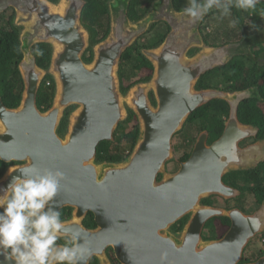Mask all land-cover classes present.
I'll list each match as a JSON object with an SVG mask.
<instances>
[{"label":"water","instance_id":"water-1","mask_svg":"<svg viewBox=\"0 0 264 264\" xmlns=\"http://www.w3.org/2000/svg\"><path fill=\"white\" fill-rule=\"evenodd\" d=\"M85 5V0H0V18L11 9L14 25L20 28L23 58L18 69L24 84L18 107L8 108L0 93V161L21 163L0 178V189L19 175L10 172L13 168L61 171L65 179L54 203L60 212L74 209L65 220L66 230L89 243L92 255L86 264L93 256L101 264H111L107 247L114 249L120 264H240L250 242L264 233V203L244 214L204 207L201 200L237 195L222 179L229 172L248 171L264 162V141L244 149L239 146L246 129L237 127L238 108L250 98V91L230 94L196 86L202 76L235 57L251 58L259 38L244 30L246 38L239 43L209 47L201 26L211 12L191 24L175 11L171 0H156L151 12L134 22L128 17L129 0H112L110 32L92 47V61L86 62L91 44L82 23ZM160 21L171 32L159 47L143 51L153 65V76L123 93V55ZM38 44L52 48L47 70L37 65L32 53ZM195 49L198 52L189 55ZM47 75L53 77L56 91L52 105L43 110L37 98ZM214 100L231 105V120L223 135L209 147L206 134L200 137L190 158L177 172H168L174 136L196 110ZM70 107L67 130L60 134ZM129 111L139 124L133 151L122 162H97L99 146L115 140ZM88 212L97 224L93 231L83 225ZM188 215L183 232L172 233V227ZM215 217L228 218L230 227L222 238L205 241L204 227ZM246 264H264V256Z\"/></svg>","mask_w":264,"mask_h":264},{"label":"trees","instance_id":"trees-1","mask_svg":"<svg viewBox=\"0 0 264 264\" xmlns=\"http://www.w3.org/2000/svg\"><path fill=\"white\" fill-rule=\"evenodd\" d=\"M50 1L57 2L58 0ZM85 1L86 5L82 12V23L89 31L91 48L85 55L84 60L86 62H91L93 58L92 47L105 40L110 32V16L108 8L110 0ZM148 3L149 0H129V19L134 22L140 21L141 18L148 12ZM171 3L172 7H175V11L182 12L181 10L188 4V0H171ZM212 12L213 13H210V17H208V23L206 22L205 26L211 31L208 32L207 29L203 28V32L205 34V44L209 47H219L231 44L238 36H242L243 31L247 29L262 30L264 32V0H260V3L257 4L256 10L251 13L232 9L231 16L221 18L219 13L215 10ZM14 18V12L8 15L3 14L0 18V24L11 28V35L9 37L0 33V93L4 104L8 108H15L19 106L24 89V84L18 69V65L23 58L19 41L20 28L14 25ZM232 19L239 21L237 27L235 28L229 27V23ZM160 22H162L161 24L163 25L161 26L162 32L156 33L154 37L147 39L145 43H141L140 39H138L134 45L126 50L121 61V82L122 80L130 81L135 78L141 70L152 71L154 69L151 62L141 53V51L143 49H155L159 47L167 38L166 35L170 26L164 21ZM153 28L154 26L152 25L150 30H153ZM254 48L257 50L256 59H250L247 56L235 57L234 60L226 66L219 67L201 77L197 83V89L218 88L220 83L223 84V88L227 91H241L250 87H258L261 92V99L264 102V39L258 41ZM32 53L35 56L36 63L39 67L45 70L50 67L52 48L49 44L35 45L32 49ZM194 53L195 52L191 51L189 55L192 56ZM258 58H261L263 63L258 60ZM145 79L146 81H149V75L146 76ZM127 90L128 88L123 87L122 82V92L126 93ZM55 91V81L52 76L47 75L38 93L37 100L40 108L46 110L52 105ZM244 101H247V103L245 104L243 102L244 104H242L244 106H240V114L244 115L248 107L249 110L258 111L255 109L254 105V103L257 102L256 99H250L249 101L247 99ZM209 106L206 105V107L203 106L202 108H199L191 115L190 119L192 117H204L205 114L212 115L211 111H220V115L218 114V117L228 115L229 113V106L224 100L214 101V103ZM72 111L73 107L66 110L65 116L59 128L60 134H64L66 132L68 127V118ZM211 115L208 116L211 117ZM135 119L136 115L132 111H129L128 119L119 126V129L115 133V140L112 142L105 141L99 146L97 162L118 163L124 161L129 156V153L133 151L137 143L138 137L136 133L135 136L130 141H126V144L124 145L123 142L126 140L125 128L130 121ZM213 120L215 122L211 123L209 128L214 132V138H216L218 133L215 129L220 126L218 122L219 120H217V113H215V117L213 116ZM255 123L261 126V119H255ZM262 136L264 137V134ZM127 152L129 153L127 154ZM246 172H250V170ZM244 179H247L245 180V187L242 186L240 188L241 184L239 186V183ZM234 182L243 191L245 197L253 196V199L256 201L255 204H257L256 206H260L264 200V180L259 178V171H256L251 175L249 173H239L236 175ZM66 210L67 209H64L60 212L62 219L66 217ZM222 220L226 225H230L228 218H223ZM186 222L187 217H184L172 227L173 231H180ZM260 238L264 240V233L260 236ZM247 252L245 251L244 260L240 264L253 262L264 256V249L258 252L257 255H248Z\"/></svg>","mask_w":264,"mask_h":264},{"label":"clouds","instance_id":"clouds-1","mask_svg":"<svg viewBox=\"0 0 264 264\" xmlns=\"http://www.w3.org/2000/svg\"><path fill=\"white\" fill-rule=\"evenodd\" d=\"M258 3L260 0H188L182 15L196 24L213 10L223 18L231 16L232 9L254 12ZM238 23L232 19L229 27ZM10 172L19 175L0 189V264H86L92 255L89 243L78 233H67L66 221L54 203L64 174L35 166Z\"/></svg>","mask_w":264,"mask_h":264},{"label":"flooded vegetation","instance_id":"flooded-vegetation-1","mask_svg":"<svg viewBox=\"0 0 264 264\" xmlns=\"http://www.w3.org/2000/svg\"><path fill=\"white\" fill-rule=\"evenodd\" d=\"M111 1L112 0L109 1L108 5L110 4ZM155 1L156 0H153V1L149 0L148 12L146 13V15L144 17H146L151 12L152 5ZM186 6H184V7H186ZM108 8H109V16H110V7H108ZM9 12H12V11H8L5 14H10ZM211 13H213V12H211ZM210 15L211 14H209L208 17H210ZM144 17H142L141 19H143ZM208 17L205 19V21L203 22L202 27H201V33H202L204 42H205V37H204L205 34L203 32V28L207 29L208 32L211 31L209 28L205 27L206 26L205 23L206 22L208 23V20H207ZM161 23L162 22H158V23L153 24V26H154L153 30H150V28H151L150 27L149 30L146 32V34L140 38L141 43L142 42L145 43V41L147 39H149V38L151 39L152 37H154L156 35V33L162 32L161 26H163V25ZM248 31L254 33L257 36V38H259L258 41H261L264 39V32L262 30L254 29V30H248ZM170 32H171V27H170L169 31L167 32L166 36H168ZM245 38H246V35H245V32L243 31V35L238 36L237 39L233 43H239V42L243 41ZM254 46L251 50L252 56L250 59H256L257 58V50H256V48H254ZM143 50H145V49H143ZM143 50L141 51L142 54H143ZM191 51H193L195 53L198 52V50H196V49L191 50ZM258 60H260L262 62L261 58H258ZM145 71H149V72L153 73V70L152 71L141 70L139 72V74H143V72H145ZM149 77L151 79L152 75H149ZM145 78H146V76L142 77L140 82H145L146 81ZM122 82H123V87H125V88L131 87L130 85L129 86L124 85L125 80H122ZM196 89H197V87H196ZM208 89L219 90V91H223V92L230 93V94L237 93V92H243V91H247V90L250 91V97L251 98H249L248 101L250 99L251 100L256 99L257 102L254 103V105H255V109L258 111L249 110V107H248V109L245 111L244 115H242L239 113V108L241 105L244 106L243 104L244 103L246 104L247 101H243L244 103L241 102L239 104L237 119H238V123L240 125H237V127L239 126L241 128L246 129V131H245L246 136L240 141L239 146H240V148L244 149V148L254 146L259 142L264 141V137L262 136L264 134V102L261 99V92H260L258 87H250V88H247V89L241 90V91H231V90L227 91L223 88V84L220 83L218 88H208ZM197 90H207V89H197ZM256 90L260 92V94L257 96H255V94L253 93ZM150 96H151V101H152L153 105L155 106L156 102L154 100V97L152 94ZM214 101H217V100H214ZM214 101L210 102V104H207V106L212 105L214 103ZM226 103L229 106L228 115H223L221 117H218V114L220 113V111H217V112L211 111L212 115L211 114H205L204 117L202 116L200 118H193L192 117L190 119L191 116L188 118L187 122L184 125V128L179 133H177L172 140V148H173V152H174V157H173L172 164H169L167 166L168 172H170V173L177 172L180 168V165L182 163L186 162L190 158V156L193 152V149H194V147H195V145H196V143L200 137H202V136L205 137V134H206L205 144L208 147L211 146L214 142H216L219 138H221V136L223 135V133L226 129V126L229 124V122L231 120V105L228 102H226ZM248 103L251 104L250 102H248ZM205 107H206V105H205ZM215 113H217V120H219L218 122L220 124V126L217 129H215V131L218 133L216 138H214V132L212 130H210V128H209L211 126L210 124L215 122L213 120V116L215 117ZM208 115L209 116L211 115V117H209ZM255 119H261V126H259L258 124L255 123ZM132 122L135 123V126L132 128V130L134 129L133 130L134 134L132 137H128L126 134L127 138H129V139L126 138L125 141H130L135 136L136 133H137V137L139 135V124H138L137 117L135 120L130 121L128 124H131ZM185 130L189 131L188 137L183 136V134L185 133ZM131 152L130 153L127 152V154L129 153V155H130ZM19 165H21V163H13V162L12 163H3L0 161V178L6 173V171L9 168L19 166ZM263 168H264V162H261L255 168H252L250 170L251 173L246 172V171H232V172L227 173L222 179L223 183L225 185H227L228 187H231L232 189H234L237 192L236 193L237 195H235L234 197H229V198H224V197L219 196V195H211L207 198L202 199L201 205L204 207L218 208V209H223V210H227V211L240 210L244 214L253 213L257 209H255V208L249 206V204H247V202H248L247 196L245 197V195L243 194V191L240 189L242 186L245 187V180H247V179L240 181V183H239V186L241 184L240 188L234 182V179H235L236 175H238L239 173H249L251 175L252 173H255L256 171H259V178L261 180H264ZM158 180L160 181L161 177H159ZM251 198L253 199V196H251ZM254 201H255V199H254ZM255 203H256V201H255ZM263 203H264V200L260 204V206ZM66 209H67L66 210L67 214L63 220H69L71 218L73 212H74V209H72V208H66ZM186 217H187V222H188L190 215H188ZM223 218H225V217H215V218H213L207 222V224L204 227L203 233H202L203 240H205V241L218 240L225 235V233L228 231L230 225H226L222 220ZM186 223H185V225H186ZM229 224H231L230 220H229ZM83 225L86 229L91 230V231L97 229V224L95 222V218H94V215L92 212L87 213V216H86L85 220L83 221ZM185 225L183 226V228L180 231L174 232L173 229H171V232L176 234V235H180L183 232ZM62 240L63 239H61V242H62ZM105 255L111 264H120V262L116 256V253L112 247L106 248ZM89 264H101L99 257L93 256L90 259Z\"/></svg>","mask_w":264,"mask_h":264},{"label":"rangeland","instance_id":"rangeland-1","mask_svg":"<svg viewBox=\"0 0 264 264\" xmlns=\"http://www.w3.org/2000/svg\"><path fill=\"white\" fill-rule=\"evenodd\" d=\"M8 11H12L13 12V10H8ZM7 11V12H8ZM6 12V13H7ZM12 12H9L10 14L12 13ZM5 14V13H4ZM8 15V14H7ZM205 21V20H204ZM206 24V23H205ZM202 27V26H201ZM0 33H2L3 35H7L8 37L11 35V28L10 27H5V26H3L2 24H0ZM146 34V33H145ZM144 35V34H143ZM142 35V36H143ZM147 75H152L153 76V73L152 72H149V71H145V72H143V74H138L135 78H133V79H131L130 81L129 80H125V82H124V85L125 86H133V85H135L136 83H140V79L142 78V77H144V76H147ZM254 94H255V96H257V95H259L260 94V92L259 91H254L253 92ZM251 98V97H250ZM135 126V123L134 122H132L131 124H128V125H126V128H125V134H127V136L128 137H132L133 136V130H132V128ZM188 134H189V131L187 130H185V133L183 134V136L184 137H188ZM127 136H126V138H127ZM127 139H129V138H127ZM124 143V145L126 144V141H124L123 142ZM173 157H174V152H173ZM172 162H173V160H172ZM172 162L170 163V164H172ZM247 204H249V206H251V207H253V208H255V209H260L261 208V206L259 207V206H256V204H255V201H254V199H252L251 198V196H248L247 197ZM248 206V205H247ZM256 211V210H255ZM254 211V212H255ZM247 249H248V252H247ZM247 249H246V252H247V254L248 255H257V253L258 252H260V251H262L263 249H264V240L262 239V238H260V235L259 236H257V237H255L251 242H250V244H249V246L247 247Z\"/></svg>","mask_w":264,"mask_h":264},{"label":"bare ground","instance_id":"bare-ground-1","mask_svg":"<svg viewBox=\"0 0 264 264\" xmlns=\"http://www.w3.org/2000/svg\"><path fill=\"white\" fill-rule=\"evenodd\" d=\"M58 12H61V10H60V11H58Z\"/></svg>","mask_w":264,"mask_h":264}]
</instances>
